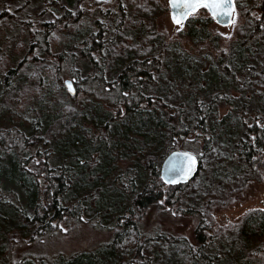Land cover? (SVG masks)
Returning a JSON list of instances; mask_svg holds the SVG:
<instances>
[{"label": "rangeland", "instance_id": "obj_1", "mask_svg": "<svg viewBox=\"0 0 264 264\" xmlns=\"http://www.w3.org/2000/svg\"><path fill=\"white\" fill-rule=\"evenodd\" d=\"M234 2L238 14L233 18L234 23L223 27L214 19L210 23L201 22L198 26L201 34L195 38L191 35L190 26L194 21L211 18L208 10L200 8L180 27L172 22L169 0H77L76 6L71 5L68 11L69 21L65 20L66 9L63 13L65 0H0V82L3 81L9 89L5 92L4 85H0V130L9 128L3 120L4 114L7 115L6 120L13 114L14 124L27 125L28 121H22L31 117L32 110L37 111L35 98L46 103L49 95L50 101L64 107L69 127L82 124L87 130H82L84 134L98 136L100 132L97 131L104 129L97 130L91 120V111L96 109L98 102L104 101L102 98H106V92L111 90L109 77L118 75L116 70L121 64L156 58L160 70L152 76L150 84H146V80L141 83V91L154 99L159 111L165 105L181 107L191 124L195 114L204 107L209 112V121L217 125V134H220L210 139L208 127L205 131L198 127L191 135L180 139L178 148L174 149L203 157L202 169L197 179L188 184L187 191L197 185L202 196L197 206L202 207L205 202L212 206L209 213L216 229H221L217 234L239 237L238 228L246 215L256 210L264 211V173L258 175L249 170V165L242 161L240 164L234 155L241 149V142L249 136L248 126L252 123L246 122L259 116L260 127H264V98L261 97L264 66L259 61L264 56V48L255 42L256 38L263 39L264 25L256 34L251 19L259 12L263 14L259 8L256 9L261 0ZM78 8L82 13H78ZM122 16L123 23L118 25ZM110 20L116 22L113 21L112 27L108 26ZM101 31L105 41L103 52L93 54L88 48L86 53H92V60L82 56L74 42L79 34ZM261 33L263 35L258 37ZM249 34L254 35V39L244 45L243 54L239 53L238 42ZM242 65L246 67L242 68ZM12 68L17 69V74L5 83V76ZM101 71L105 73L104 89L93 84V77ZM19 75H24L21 82ZM66 79L73 81L75 95L67 90ZM7 109L12 111L8 113ZM31 118L40 120L42 114ZM60 136V126H54L44 140L53 141ZM207 138L211 142L209 146ZM133 145V149L139 146L138 143ZM1 150L0 187L15 191L20 198L19 209L31 212L27 195L33 186H42L45 180L29 163L18 166L14 174L10 169V162L15 157L13 150ZM24 157L28 158L23 156L22 161L27 160ZM205 183L210 184V188L205 187ZM219 185L226 186L225 192H217ZM164 190L170 191L167 187ZM171 198L167 196L163 202L167 203ZM181 201L183 210H192L190 199L182 197ZM172 209L174 217L169 215ZM170 210L154 209L148 214L150 225L146 229L155 231L158 228L171 236L149 244L144 253L147 258H153L151 264H191L189 253L183 250L190 245L195 246L194 233L202 214L197 210L198 213L183 210L178 213L181 211L180 203ZM91 219L92 216L85 213L81 223L66 239L53 236L39 243L19 242L14 247L18 254L15 260L21 264H59L62 256L72 260L78 255L93 253L111 241L113 232L102 221L91 222ZM204 222L209 225V219H204ZM127 240L120 260L122 263L133 257L129 252L136 248L138 236L131 235ZM178 247L183 253L178 252ZM25 255L38 260L34 262Z\"/></svg>", "mask_w": 264, "mask_h": 264}, {"label": "trees", "instance_id": "obj_2", "mask_svg": "<svg viewBox=\"0 0 264 264\" xmlns=\"http://www.w3.org/2000/svg\"><path fill=\"white\" fill-rule=\"evenodd\" d=\"M76 4L77 0H65V20L71 19L68 11L71 5ZM258 8L263 14L259 12L251 17L256 34L264 25V0H261L256 9ZM77 10L82 13L80 8ZM212 20L213 18L194 21L190 26L191 35L197 38L201 34L198 27L200 23H210ZM113 21L115 22L110 20L108 26L112 27ZM122 23L123 16L118 25ZM102 35L103 31L79 34L74 41L77 43L75 48L82 56L91 58L92 53L99 54L105 48ZM261 35L263 33L258 37ZM249 37L247 35L238 42L239 53L243 54L244 45H248L255 36L249 34ZM44 40H47V35ZM255 42L264 48V35L262 40L256 38ZM88 48L92 53H86ZM149 59L133 62L130 58L129 61L132 62L121 64L116 70L119 71L117 76L115 74L114 77H109L111 90L106 92V98H102L106 104H103L104 101L98 102L96 109L91 111V120L98 127L97 130L104 129L97 131L100 132L98 136L84 134L82 130L86 129L82 124L69 127L70 122L66 123L64 107L58 102L50 101L49 95L47 104L38 97L35 98L34 105L39 113L32 110L31 117L42 114L40 120H31L30 117L22 121H28L23 126L13 123V114L8 120L4 114L3 120L8 123L9 128L0 130V148L2 152L13 150L15 157L10 162V169L15 174L18 166L29 163L32 169H37L36 172L45 182L42 186H33L27 195L31 212H22L19 209L20 198L15 191L0 187V264H21L15 260L18 254L14 251L15 245L21 241L33 244L53 236L60 240L68 238L71 230L81 223L85 213L92 216L91 222L98 219L108 225L113 232L111 241L93 253L81 254L72 260L62 256L59 264H151L153 258H147L144 250L149 244L171 235H165L158 228L155 231L146 229L150 225L148 214L154 209L168 211L176 203H180L181 211H177L180 213L183 210L182 197L192 201V210L183 211H199L202 214L201 222L194 233L195 246H185L186 249L183 250L184 253H189L187 255L191 257V264H264V211L256 210L246 215L238 228L240 236L229 238L228 234H217L221 229H216L209 213L212 206L207 202L202 205L203 209L199 204L197 206L202 199L197 185L187 191L190 186L188 184L194 182L198 175L184 185L168 186L163 183L161 165L172 150L178 148L180 139H185L184 136L191 135L198 127L203 131L208 127L210 139H215L220 134H217V125H212L209 121V112L204 107L195 114L193 124L187 120L181 107L165 105L159 111L154 105V99L141 91V83L146 80V84H150L152 76L160 70V63L156 58ZM259 61L264 66V56ZM245 67L246 65H242V68ZM16 74V68L9 70L5 83ZM23 77L24 75H19L20 82ZM105 80V73L101 71L93 77V84L104 89ZM0 85H4L3 81ZM3 90L9 92L6 85ZM261 97L264 98V92ZM160 98L163 99V96ZM7 111L10 113L12 110ZM259 120L258 116L255 120L251 118L246 122L252 123L248 126L249 136L241 142V149L234 155L239 158L240 164L246 162L249 170L262 175L264 127H260ZM54 126H60L62 136L54 138L53 141H45V135L51 134ZM210 139H206L208 146ZM48 143L50 148L47 147ZM133 143L139 144L137 149H133ZM41 144L43 148H40ZM23 156H28L24 157L27 160L22 161ZM199 159L201 170L203 157L200 156ZM204 186L210 188V184L205 183ZM164 187L170 191H165ZM225 189V185L216 188L217 192H225ZM167 196L172 197L171 201L161 203ZM173 210L169 211V215L174 217ZM204 219H209L208 226ZM131 235L138 236L137 245L129 252L133 257L122 263L120 260L123 259V251L128 244L127 238ZM230 236L233 237L231 234ZM178 250L183 253L181 247ZM26 257L34 262L38 260L32 255H25Z\"/></svg>", "mask_w": 264, "mask_h": 264}, {"label": "snow or ice", "instance_id": "obj_3", "mask_svg": "<svg viewBox=\"0 0 264 264\" xmlns=\"http://www.w3.org/2000/svg\"><path fill=\"white\" fill-rule=\"evenodd\" d=\"M172 8L171 18L176 25L183 27V22L197 13L200 8L207 9L213 18L228 17V23H234L233 16L236 13L234 0H169ZM178 31L180 28L177 29ZM69 91H75L72 82L67 81ZM197 164V157L193 153H173L169 159L167 173L175 176L180 175L182 179H187ZM169 182H173L171 179ZM163 203V201H161Z\"/></svg>", "mask_w": 264, "mask_h": 264}, {"label": "water", "instance_id": "obj_4", "mask_svg": "<svg viewBox=\"0 0 264 264\" xmlns=\"http://www.w3.org/2000/svg\"><path fill=\"white\" fill-rule=\"evenodd\" d=\"M170 4V3H169ZM172 8H171V6H170V13L172 14ZM210 16H211V14H210ZM212 17V16H211ZM234 17V16H233ZM233 17H232V19H233ZM189 18V17H188ZM187 18V19H188ZM213 18V17H212ZM172 19V18H171ZM186 19V20H187ZM214 20H215V22L218 24V25H220V26H223V27H227V26H229V25H231V23H228L227 22V20L229 19L228 17H221V18H219V19H217V18H213ZM185 20V21H186ZM184 21V22H185ZM172 22H173V20H172ZM183 22V23H184ZM174 23V22H173ZM175 24V23H174ZM176 25V24H175ZM67 81H71V80H69V79H66L65 80V86H66V88H67V90H68V87H67ZM72 82V85H73V88L75 89V85H74V83H73V81H71ZM69 91V90H68ZM70 92V94H72V95H75L76 94V89H75V91L73 92V91H69ZM184 152H190V151H185V150H174V151H172L165 159H164V161H163V163H162V165H161V171H160V175H161V179H162V181H163V183L165 184V185H168V186H178V185H184V184H188V183H190L193 179H195V177L197 176V174L199 173V171H200V159H199V157L196 155V154H194V155H196V157H197V164H196V166H195V168H194V171L192 172V174L187 178V179H182L181 178V176L180 175H175V176H172V175H170V174H168L167 173V168H168V162H169V159L172 157V154L173 153H184ZM190 153H192V152H190ZM172 180L173 182H169V180Z\"/></svg>", "mask_w": 264, "mask_h": 264}]
</instances>
